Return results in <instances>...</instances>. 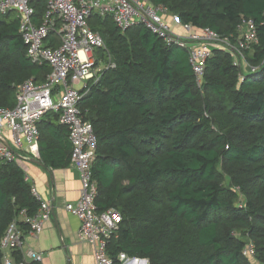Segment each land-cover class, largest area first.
Returning <instances> with one entry per match:
<instances>
[{"label": "trees", "instance_id": "obj_1", "mask_svg": "<svg viewBox=\"0 0 264 264\" xmlns=\"http://www.w3.org/2000/svg\"><path fill=\"white\" fill-rule=\"evenodd\" d=\"M148 1L180 26L208 27L234 43L251 18L257 42L244 50L245 67L213 47L198 84L186 49L142 23L121 30L110 15H90L106 66L82 90L79 109L97 139L96 209L121 215L106 254L112 264H122L121 252L146 264H264V0ZM32 5L39 22L45 0ZM10 14H0V107L15 105L17 85L50 73L27 57ZM47 40L57 45L53 32ZM58 116L47 111L37 123L40 158L52 167L70 162V153L56 161L46 152L49 130L65 126ZM38 206L20 165L0 162V238L22 210L32 216ZM248 245L252 254H244ZM12 254L14 263L23 259Z\"/></svg>", "mask_w": 264, "mask_h": 264}, {"label": "built area", "instance_id": "obj_2", "mask_svg": "<svg viewBox=\"0 0 264 264\" xmlns=\"http://www.w3.org/2000/svg\"><path fill=\"white\" fill-rule=\"evenodd\" d=\"M34 1L0 0V14L15 12L19 18L18 29L26 45L27 57L34 63H46L50 67L44 82L36 83L30 78L17 85L13 107H0V162L17 161L21 151L36 153L37 123L47 111L58 113L59 122L68 129L70 163L78 170L81 184L78 199L68 203L66 209L80 220L79 240L94 245V264H112L105 247L117 230L121 215L115 208L101 212L96 209L97 185L92 178L91 163L97 139L91 123L83 119L79 109L84 95L82 90L89 81H97L106 66L96 53L105 48L104 40L99 32L91 29L88 18L93 13L110 15L121 30L142 23L166 45L186 49L198 84L213 47L228 50L237 64L245 67L244 50L257 42L255 23L251 18L244 19L234 43L230 37H223L208 27L193 29L186 24L181 25V32L175 31L164 18L168 14L166 8L148 0H45L39 22H34ZM174 20L178 23L176 16ZM51 32L57 42L55 46L47 43ZM3 130L7 131V138ZM32 193L39 202L38 209L32 216L22 210L8 223L0 238L1 264L42 261V252L24 248L25 236H37L53 209L49 200L42 198L34 188ZM19 221L26 224L25 229ZM14 251H20L23 257L18 263L13 261ZM248 253L252 254L251 245L244 249V254ZM118 259L122 264H143L144 260L130 258L123 252Z\"/></svg>", "mask_w": 264, "mask_h": 264}, {"label": "crops", "instance_id": "obj_3", "mask_svg": "<svg viewBox=\"0 0 264 264\" xmlns=\"http://www.w3.org/2000/svg\"><path fill=\"white\" fill-rule=\"evenodd\" d=\"M164 18L173 30L182 31L174 17L166 14ZM49 131H54L48 144L51 148L46 151L49 157L56 161L69 158L71 145L67 127L51 128ZM3 134L7 138L6 130H3ZM38 143L36 153L21 151L16 162L24 170L32 187L42 198L49 200L53 210L37 236H25L24 248L42 252L41 264H94V245L79 240L80 220L66 209L68 203L78 199L81 185L79 172L70 162L57 167L46 165L40 158ZM144 260L142 262L146 264Z\"/></svg>", "mask_w": 264, "mask_h": 264}, {"label": "rangeland", "instance_id": "obj_4", "mask_svg": "<svg viewBox=\"0 0 264 264\" xmlns=\"http://www.w3.org/2000/svg\"><path fill=\"white\" fill-rule=\"evenodd\" d=\"M169 15L175 18L174 15H171V14H169ZM10 17H17V14H16L15 12H11ZM175 22H176V21H175ZM177 24H179V23H177ZM179 25H180V24H179ZM77 87H78V86H77ZM32 188H33V187H32ZM253 262H254V264H257V263L255 262V260H254Z\"/></svg>", "mask_w": 264, "mask_h": 264}, {"label": "water", "instance_id": "obj_5", "mask_svg": "<svg viewBox=\"0 0 264 264\" xmlns=\"http://www.w3.org/2000/svg\"><path fill=\"white\" fill-rule=\"evenodd\" d=\"M144 262H146V260H144Z\"/></svg>", "mask_w": 264, "mask_h": 264}]
</instances>
